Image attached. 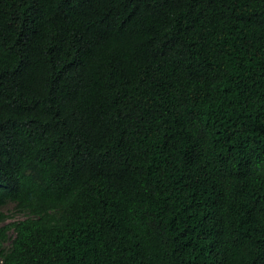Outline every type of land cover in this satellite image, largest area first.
<instances>
[{
    "label": "trees",
    "instance_id": "trees-1",
    "mask_svg": "<svg viewBox=\"0 0 264 264\" xmlns=\"http://www.w3.org/2000/svg\"><path fill=\"white\" fill-rule=\"evenodd\" d=\"M0 264H264V0H0Z\"/></svg>",
    "mask_w": 264,
    "mask_h": 264
},
{
    "label": "rangeland",
    "instance_id": "rangeland-1",
    "mask_svg": "<svg viewBox=\"0 0 264 264\" xmlns=\"http://www.w3.org/2000/svg\"><path fill=\"white\" fill-rule=\"evenodd\" d=\"M5 209V211L7 212V213H13V210H14V205L13 204H7L6 205V207L4 208ZM23 216H21V215H16V216H14V217H12V219H18V218H22Z\"/></svg>",
    "mask_w": 264,
    "mask_h": 264
}]
</instances>
